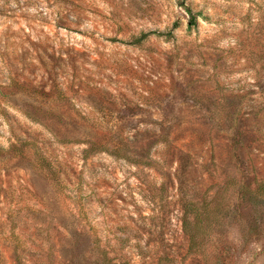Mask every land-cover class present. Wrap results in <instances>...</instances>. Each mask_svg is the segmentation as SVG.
Returning a JSON list of instances; mask_svg holds the SVG:
<instances>
[{"label": "rangeland", "instance_id": "1", "mask_svg": "<svg viewBox=\"0 0 264 264\" xmlns=\"http://www.w3.org/2000/svg\"><path fill=\"white\" fill-rule=\"evenodd\" d=\"M259 185L264 0H0V264H264Z\"/></svg>", "mask_w": 264, "mask_h": 264}, {"label": "trees", "instance_id": "2", "mask_svg": "<svg viewBox=\"0 0 264 264\" xmlns=\"http://www.w3.org/2000/svg\"><path fill=\"white\" fill-rule=\"evenodd\" d=\"M187 13L190 15V20H189V27L192 28L194 26H196L197 24V17H200L201 14H193L192 10H190L189 8H186ZM155 35L158 38H164L167 41H171L175 38L174 32L173 31H167V32H148V33H143L141 34L139 37L135 38L132 42L133 45H138L141 46L143 45L145 42L148 41V39L152 36ZM245 190H247V188H245ZM254 195L257 196H262L264 195V186L263 185H259L256 190L253 192ZM187 211L186 214L189 213L190 211H192L190 209V205L187 206ZM186 230H188L187 225H186Z\"/></svg>", "mask_w": 264, "mask_h": 264}]
</instances>
